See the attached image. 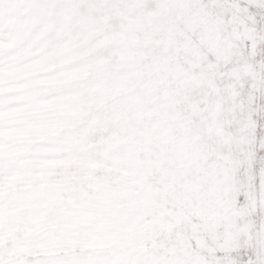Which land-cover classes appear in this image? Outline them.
I'll return each instance as SVG.
<instances>
[{
	"label": "snow or ice",
	"instance_id": "obj_1",
	"mask_svg": "<svg viewBox=\"0 0 264 264\" xmlns=\"http://www.w3.org/2000/svg\"><path fill=\"white\" fill-rule=\"evenodd\" d=\"M0 264H264V0H0Z\"/></svg>",
	"mask_w": 264,
	"mask_h": 264
}]
</instances>
